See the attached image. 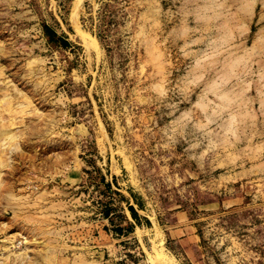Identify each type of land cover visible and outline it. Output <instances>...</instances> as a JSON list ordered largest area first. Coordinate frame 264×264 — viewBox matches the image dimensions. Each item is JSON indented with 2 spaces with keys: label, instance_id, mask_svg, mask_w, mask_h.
Returning <instances> with one entry per match:
<instances>
[{
  "label": "rangeland",
  "instance_id": "374dc122",
  "mask_svg": "<svg viewBox=\"0 0 264 264\" xmlns=\"http://www.w3.org/2000/svg\"><path fill=\"white\" fill-rule=\"evenodd\" d=\"M0 264H264V0H0Z\"/></svg>",
  "mask_w": 264,
  "mask_h": 264
},
{
  "label": "bare ground",
  "instance_id": "6f19581e",
  "mask_svg": "<svg viewBox=\"0 0 264 264\" xmlns=\"http://www.w3.org/2000/svg\"><path fill=\"white\" fill-rule=\"evenodd\" d=\"M77 2V1H76ZM75 8V7H74ZM76 9V8H75ZM74 10V9H73Z\"/></svg>",
  "mask_w": 264,
  "mask_h": 264
}]
</instances>
